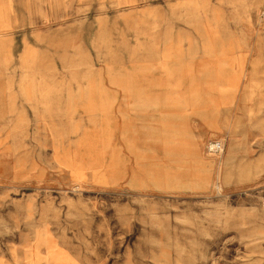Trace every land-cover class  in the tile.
<instances>
[{"label": "rangeland", "instance_id": "rangeland-1", "mask_svg": "<svg viewBox=\"0 0 264 264\" xmlns=\"http://www.w3.org/2000/svg\"><path fill=\"white\" fill-rule=\"evenodd\" d=\"M35 4L0 30V264H264V0Z\"/></svg>", "mask_w": 264, "mask_h": 264}, {"label": "crops", "instance_id": "crops-1", "mask_svg": "<svg viewBox=\"0 0 264 264\" xmlns=\"http://www.w3.org/2000/svg\"><path fill=\"white\" fill-rule=\"evenodd\" d=\"M34 1L35 0H0V30L9 28V23L11 22L10 14L12 12L17 14L19 12H26L28 7L35 10L37 4L33 5ZM38 1L39 0H36L37 3ZM33 6L35 7L33 8Z\"/></svg>", "mask_w": 264, "mask_h": 264}, {"label": "built area", "instance_id": "built-area-1", "mask_svg": "<svg viewBox=\"0 0 264 264\" xmlns=\"http://www.w3.org/2000/svg\"><path fill=\"white\" fill-rule=\"evenodd\" d=\"M215 143V144H214ZM213 144L214 145H210V148H209V150H211V151H213V152H217L218 150H220L221 149V146H222V144L221 143H219V142H214Z\"/></svg>", "mask_w": 264, "mask_h": 264}, {"label": "bare ground", "instance_id": "bare-ground-1", "mask_svg": "<svg viewBox=\"0 0 264 264\" xmlns=\"http://www.w3.org/2000/svg\"><path fill=\"white\" fill-rule=\"evenodd\" d=\"M212 145H214V144H212Z\"/></svg>", "mask_w": 264, "mask_h": 264}]
</instances>
